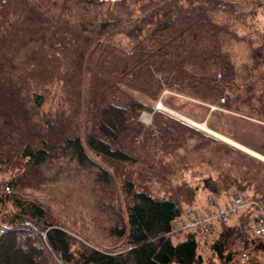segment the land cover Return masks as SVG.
<instances>
[{
  "label": "trees",
  "instance_id": "1",
  "mask_svg": "<svg viewBox=\"0 0 264 264\" xmlns=\"http://www.w3.org/2000/svg\"><path fill=\"white\" fill-rule=\"evenodd\" d=\"M237 9L234 0H0V89L16 105L7 112L0 101V264H234L236 224L220 220L201 252L196 233L171 232L172 220L198 209L199 189L218 201L243 191L264 209V162L154 103L198 122L214 107L264 129V34L239 35ZM245 41L238 65L232 48ZM194 157L217 174L184 180ZM74 163L72 176L91 175L76 186L93 201L94 235L25 195ZM70 196L65 187L57 205ZM254 213H240L241 227Z\"/></svg>",
  "mask_w": 264,
  "mask_h": 264
},
{
  "label": "rangeland",
  "instance_id": "2",
  "mask_svg": "<svg viewBox=\"0 0 264 264\" xmlns=\"http://www.w3.org/2000/svg\"><path fill=\"white\" fill-rule=\"evenodd\" d=\"M234 1L237 2L238 7V9L236 10L237 17L232 18L235 23L236 30L239 32V35L245 36L246 38H249L254 42L256 40L258 41V36L264 34V0ZM115 40L121 43H125V39L120 36H116ZM247 48L248 44L246 43V41L238 42L233 46L232 51L235 56V60L238 62V65L244 63V61L247 60ZM239 67L243 68L242 66ZM6 87L7 86H5L4 89H0V101L4 106H6L8 112L9 110L13 111L11 110V108L13 109L16 105H14L13 92ZM158 103H161V108H157ZM154 109L165 111L175 117H177L175 114H178L194 122L195 125L191 123L189 124L195 126L197 129L217 138L221 142L231 147H234L264 162L263 128L261 129L258 126L251 125L250 123L244 122L243 120H236L234 117H223L218 114L214 107L210 108V110L206 113L205 119L202 122L191 120L184 115L177 113L176 111L168 107H165L160 99H158L154 103ZM211 110L213 111L212 114ZM151 119L152 114L148 112H143L139 117V120L146 126L151 125ZM207 121L208 123H206ZM203 123H205V126L203 125ZM196 124H198L199 126H196ZM262 124L264 125V123ZM89 155H91L93 159L99 162V160L95 158L93 154L89 153ZM192 161L193 167L189 170H185L182 174L184 180L197 185L201 182L203 175L215 176L217 174V170H215L214 167L207 165L206 162H201L200 158L194 157ZM74 166L75 163L71 167L68 164L61 168L60 166H54L53 169L49 171V176L51 178H55V180L49 183V185L44 189L41 188L39 190H27L25 191V195L49 203L54 212L62 219H65L71 225L74 224V227H83V229L86 228L89 235H94L95 229L92 228L93 224H90V219H88L89 216L94 212V208L92 207L93 201L84 193H79L78 186H76L77 182H84V180L86 181V183H90L89 179H91V175L90 172L83 170L80 177L72 176L74 173ZM65 187H68V189L72 193V196L68 198L69 207H62L57 205L58 202L56 198L64 192ZM208 196L209 195L206 191L199 189L196 194L195 207L204 208ZM225 200V198L219 199V201Z\"/></svg>",
  "mask_w": 264,
  "mask_h": 264
},
{
  "label": "built area",
  "instance_id": "3",
  "mask_svg": "<svg viewBox=\"0 0 264 264\" xmlns=\"http://www.w3.org/2000/svg\"><path fill=\"white\" fill-rule=\"evenodd\" d=\"M161 107V103H158L157 108ZM225 199L219 202L209 195L204 208L183 207L181 213L172 220L171 232H195L201 243L199 249L204 252L206 249L202 243L217 230L218 222H232L239 229L234 239L237 252L234 264H250L255 242L264 239V209L243 191H231ZM249 207L254 208L255 213L243 228L240 225V213ZM256 264H264V261H257Z\"/></svg>",
  "mask_w": 264,
  "mask_h": 264
},
{
  "label": "water",
  "instance_id": "4",
  "mask_svg": "<svg viewBox=\"0 0 264 264\" xmlns=\"http://www.w3.org/2000/svg\"><path fill=\"white\" fill-rule=\"evenodd\" d=\"M175 114V113H174ZM178 118H180V119H182V120H184V121H186V122H188V123H191V124H193V125H195V123L194 122H192V121H190V120H188V119H186V118H184V117H182V116H180V115H178V114H175ZM203 125L205 126V123H203ZM196 126H199L198 124H196Z\"/></svg>",
  "mask_w": 264,
  "mask_h": 264
},
{
  "label": "bare ground",
  "instance_id": "5",
  "mask_svg": "<svg viewBox=\"0 0 264 264\" xmlns=\"http://www.w3.org/2000/svg\"><path fill=\"white\" fill-rule=\"evenodd\" d=\"M204 128V127H203Z\"/></svg>",
  "mask_w": 264,
  "mask_h": 264
}]
</instances>
